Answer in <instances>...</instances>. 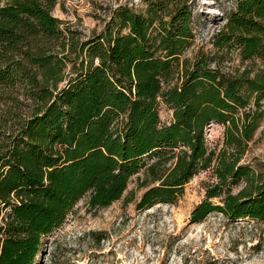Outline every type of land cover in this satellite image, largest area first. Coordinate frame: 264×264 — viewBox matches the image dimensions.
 Returning a JSON list of instances; mask_svg holds the SVG:
<instances>
[{"label": "trees", "instance_id": "obj_1", "mask_svg": "<svg viewBox=\"0 0 264 264\" xmlns=\"http://www.w3.org/2000/svg\"><path fill=\"white\" fill-rule=\"evenodd\" d=\"M144 3L84 38L57 0H0V264H36L82 199L107 208L141 170L138 210L177 203L212 167L191 222L264 223V171L241 163L264 119V0H236L214 53L192 57L190 0ZM234 53L257 69L224 70ZM210 124L225 128L221 148Z\"/></svg>", "mask_w": 264, "mask_h": 264}, {"label": "rangeland", "instance_id": "obj_2", "mask_svg": "<svg viewBox=\"0 0 264 264\" xmlns=\"http://www.w3.org/2000/svg\"><path fill=\"white\" fill-rule=\"evenodd\" d=\"M57 1L54 15L84 38L101 34L119 6L138 13L146 10L144 0ZM235 3L190 0L196 41L188 57L200 49L214 53L213 37ZM231 58L223 64L226 71H242L247 66L257 69L242 63L237 53ZM160 115L168 122L172 111L162 105ZM224 131L222 125L215 129L212 146L222 147ZM241 163L264 171V119ZM144 178L145 171L141 170L132 177L124 197L107 208L91 210L82 199L64 225L46 239L36 264H264V223L232 221L221 213H212L200 223L191 222L193 209L206 198V186L216 181L212 167L201 170L190 181L177 203L138 210L137 203L145 191L141 188ZM242 186H235L233 192Z\"/></svg>", "mask_w": 264, "mask_h": 264}, {"label": "built area", "instance_id": "obj_3", "mask_svg": "<svg viewBox=\"0 0 264 264\" xmlns=\"http://www.w3.org/2000/svg\"><path fill=\"white\" fill-rule=\"evenodd\" d=\"M218 126V124H210L206 127V137L209 143L212 142L215 134L214 131Z\"/></svg>", "mask_w": 264, "mask_h": 264}]
</instances>
